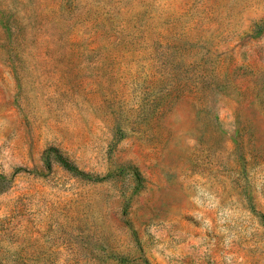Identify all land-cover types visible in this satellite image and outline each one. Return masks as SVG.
<instances>
[{"label":"rangeland","instance_id":"obj_1","mask_svg":"<svg viewBox=\"0 0 264 264\" xmlns=\"http://www.w3.org/2000/svg\"><path fill=\"white\" fill-rule=\"evenodd\" d=\"M0 264H264V0H0Z\"/></svg>","mask_w":264,"mask_h":264},{"label":"trees","instance_id":"obj_2","mask_svg":"<svg viewBox=\"0 0 264 264\" xmlns=\"http://www.w3.org/2000/svg\"><path fill=\"white\" fill-rule=\"evenodd\" d=\"M59 162L62 164V166L64 168H66L67 170H71L74 171L75 167H73L72 165H70L69 163H67L64 159H62L61 157H59Z\"/></svg>","mask_w":264,"mask_h":264}]
</instances>
